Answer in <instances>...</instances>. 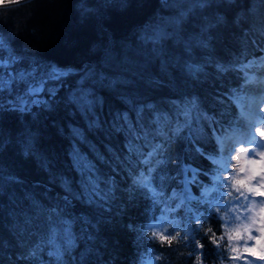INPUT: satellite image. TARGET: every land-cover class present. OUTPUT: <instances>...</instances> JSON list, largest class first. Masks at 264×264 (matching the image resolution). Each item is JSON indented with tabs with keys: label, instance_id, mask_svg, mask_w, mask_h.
Segmentation results:
<instances>
[{
	"label": "trees",
	"instance_id": "16d2710c",
	"mask_svg": "<svg viewBox=\"0 0 264 264\" xmlns=\"http://www.w3.org/2000/svg\"><path fill=\"white\" fill-rule=\"evenodd\" d=\"M263 52L264 0L0 4V264H227L202 185ZM189 163L186 212L171 189Z\"/></svg>",
	"mask_w": 264,
	"mask_h": 264
},
{
	"label": "rangeland",
	"instance_id": "374dc122",
	"mask_svg": "<svg viewBox=\"0 0 264 264\" xmlns=\"http://www.w3.org/2000/svg\"><path fill=\"white\" fill-rule=\"evenodd\" d=\"M8 1L10 0H0V4ZM262 61H264V55H258L250 58L244 66L252 68ZM69 69L60 68L59 71ZM6 73L4 70L0 72V95L8 93L4 92L9 86L10 80ZM53 73L55 72L53 71ZM54 78L51 77L53 81H55ZM39 85L46 86V83L33 86L35 87L34 91L40 89ZM82 91L79 90V95ZM35 94L34 99L44 100V96ZM233 94L236 96L234 100L237 114L226 120L222 119L219 128L214 130L219 143V151L215 157L218 166L216 167L217 171L209 175L210 180L203 183V193L207 195L211 191L217 192V195L212 197L213 202H217L218 206L225 207L222 212L224 214L223 228L229 246L228 253L230 255L232 253L231 260L226 263L264 264V94L260 98L261 100H257V98L251 103L256 105L254 108L258 107L256 110L258 109L259 117L257 122L254 121L256 123L247 120L246 116L238 117L242 112L245 115L249 114L252 107L247 106L250 105V101L241 100V97H238L236 88L233 90ZM230 124L233 126L231 131H229ZM241 132H246L247 136L241 137ZM225 153L229 155H225ZM189 166L184 165L181 188L171 189L173 194L179 198L174 205L185 207L186 212L191 208L188 198L198 195L191 186L193 173L198 167L192 164ZM227 166L228 168H226ZM59 195L61 196V194ZM226 198L229 199L227 203L229 208H226V204L221 203ZM198 218L199 216L196 219ZM180 222L184 224V219ZM140 264H157L155 255L144 257Z\"/></svg>",
	"mask_w": 264,
	"mask_h": 264
},
{
	"label": "bare ground",
	"instance_id": "6f19581e",
	"mask_svg": "<svg viewBox=\"0 0 264 264\" xmlns=\"http://www.w3.org/2000/svg\"><path fill=\"white\" fill-rule=\"evenodd\" d=\"M256 40V39H255ZM253 53V52H252ZM255 54V53H254ZM257 55V54H256ZM261 59V58H260ZM256 61V60H255ZM239 63V62H238ZM249 64V63H248ZM253 64H255V63H253ZM242 68V67H241ZM254 68H255V72L256 71H261V74L262 75H264V61H262L261 63L259 62V63H257V65L256 66H254ZM257 68V69H256ZM246 76V75H245ZM242 79V78H241ZM238 83V82H237ZM236 83V84H237ZM231 91V90H230ZM232 92V91H231ZM252 93H253V91H252ZM234 96V95H233ZM232 96V97H233ZM262 97V95H260V97H259V100H261L260 98ZM235 98V97H234ZM240 98V97H239ZM258 100V99H257ZM260 102V101H259ZM257 104V103H256ZM254 105V106H253ZM256 105L255 104H251V106L250 107H252L251 108V110L249 111V114H246V115H244L243 113H240L239 114V116L238 117H243V116H246V118H247V120H251V122H254V121H256L257 119H258V117H259V114H258V109L256 110V108H258V107H256V108H254ZM257 122V121H256ZM256 122H254V123H256ZM233 128V126H232V124H230V129H229V131H231V129ZM61 194V196H65V193H60ZM43 217V216H42ZM43 219V218H42ZM55 222V221H54ZM49 224V223H48ZM47 224V225H48ZM34 226V225H33ZM34 229H36L35 227H34ZM42 229H44V228H42ZM37 231V230H36ZM29 233V232H28ZM37 238V237H36ZM27 240V239H26ZM43 241V240H42ZM25 243V242H24ZM27 243V242H26ZM39 243H42V242H39ZM38 244V243H37ZM26 245V244H25ZM39 246V245H38ZM37 246V247H38ZM35 247V246H34Z\"/></svg>",
	"mask_w": 264,
	"mask_h": 264
}]
</instances>
